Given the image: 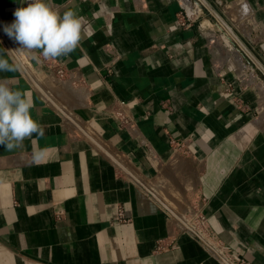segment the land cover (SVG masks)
<instances>
[{
  "label": "crops",
  "instance_id": "1",
  "mask_svg": "<svg viewBox=\"0 0 264 264\" xmlns=\"http://www.w3.org/2000/svg\"><path fill=\"white\" fill-rule=\"evenodd\" d=\"M194 1L51 0L83 18L82 39L45 59L4 31L30 0H0V56L14 69L0 82L31 98L43 129L0 145V264H225L26 72L220 256L264 264V0H203L204 13Z\"/></svg>",
  "mask_w": 264,
  "mask_h": 264
},
{
  "label": "clouds",
  "instance_id": "2",
  "mask_svg": "<svg viewBox=\"0 0 264 264\" xmlns=\"http://www.w3.org/2000/svg\"><path fill=\"white\" fill-rule=\"evenodd\" d=\"M14 16V22L5 25V33L21 49L39 51L45 59L69 55L82 39L83 18L70 10L61 15L51 0H30L27 7L17 8ZM12 70L9 60L0 56V71ZM32 108L33 102L26 93L0 82V145L11 150L33 134L43 135V129L32 118Z\"/></svg>",
  "mask_w": 264,
  "mask_h": 264
},
{
  "label": "water",
  "instance_id": "3",
  "mask_svg": "<svg viewBox=\"0 0 264 264\" xmlns=\"http://www.w3.org/2000/svg\"><path fill=\"white\" fill-rule=\"evenodd\" d=\"M198 1V0H196ZM202 2V4H199V8L202 9L204 5L207 7L206 3L203 0H199ZM212 11V10H211ZM213 15L217 18V20L224 26L225 30L228 31L232 36H234L235 40H237L239 43V39L237 36L232 32L230 27L215 13L213 12ZM222 42L225 44V46L232 48L231 42L227 44L224 39L221 36ZM256 64L261 68V70L264 73V68L261 66V64L254 60ZM26 75L33 85V87L40 93V95L45 99L46 102H48L55 110H57L65 119L69 120L74 127L93 145L95 146L99 151H101L109 160H111L127 177H129L132 181H134L136 184H138L142 189H144L147 194L152 196L185 230L192 233L194 236H196L205 246H207L221 261H223L225 264H229L220 254L217 252L215 248H213L209 243H207L194 229H192L190 226H188L179 216H177L166 204H164L150 189H148L133 173H131L123 164H121L112 154H110L104 147H102L94 138H92L89 134H87L84 129L76 124L69 116L68 114L61 109L57 104H55L49 96L43 91V89L35 82V80L26 72Z\"/></svg>",
  "mask_w": 264,
  "mask_h": 264
},
{
  "label": "rangeland",
  "instance_id": "4",
  "mask_svg": "<svg viewBox=\"0 0 264 264\" xmlns=\"http://www.w3.org/2000/svg\"><path fill=\"white\" fill-rule=\"evenodd\" d=\"M192 1H194V0H192ZM194 2H196V1H194ZM199 4V3H198ZM196 9L197 10H201L203 13L204 12H207V10L205 9V8H202V9H199V7H198V5L196 4ZM209 17L211 18V20H212V22L214 23V25L216 26V27H218L219 29H220V34H219V32H218V35H222V33H224L226 30L225 29H223L222 30V28H220L222 25H220V23L219 22H217L210 14H209ZM223 27V26H222ZM225 30V31H224ZM228 34V32L226 31L225 33H224V35L225 34ZM223 35V36H224ZM228 35H230V34H228ZM230 37V36H229ZM225 39V38H224ZM226 42V41H225ZM231 42V37H230V40L228 41V42H226L227 44H229ZM232 44V47L233 48H237V46H235L233 43H231ZM226 47V49L227 50H230L231 49V54L235 51V49H233V48H230V47H227V46H225ZM18 48V47H17ZM19 49H20V47H19ZM236 52V51H235ZM22 59H24L23 57H21ZM256 72H257V75H258V77L260 78V79H262V81L264 82V73L262 72V71H257L256 70ZM57 79V78H56ZM57 81H59L60 82V80H58L57 79ZM54 90H57V88L56 87H54ZM68 106H70L69 104H68ZM70 112H72V110H69ZM183 215V214H182ZM183 218L186 220L185 222L187 223V224H190V222H191V218L189 217V218H187L186 216H184L183 215ZM199 234L205 239V240H207L208 242H210L211 243V245H212V247L214 248V246L215 245H213V242L211 241V240H209L204 234H203V232H199ZM218 250V249H217ZM220 251V250H219ZM221 253L223 254V252L221 251ZM224 255V254H223Z\"/></svg>",
  "mask_w": 264,
  "mask_h": 264
},
{
  "label": "built area",
  "instance_id": "5",
  "mask_svg": "<svg viewBox=\"0 0 264 264\" xmlns=\"http://www.w3.org/2000/svg\"><path fill=\"white\" fill-rule=\"evenodd\" d=\"M200 2V1H198ZM56 75L58 78H64L65 77V72L62 70V69H58L57 72H56ZM194 219L196 220V224H197V227L198 229H200V227H204V224H205V218L203 216H196L194 217ZM190 227H194L192 224L190 225ZM194 229V228H192ZM222 257L229 263L231 264L227 259L226 257L222 254Z\"/></svg>",
  "mask_w": 264,
  "mask_h": 264
},
{
  "label": "bare ground",
  "instance_id": "6",
  "mask_svg": "<svg viewBox=\"0 0 264 264\" xmlns=\"http://www.w3.org/2000/svg\"><path fill=\"white\" fill-rule=\"evenodd\" d=\"M187 2H188V0H186ZM223 26V25H222ZM223 28H224V26H223ZM228 32V31H227ZM228 34H230L229 32H228ZM224 38H225V41L226 42H228L229 40H230V37H227V36H225L224 35ZM233 56V55H232ZM231 56V57H232ZM230 62V61H229ZM233 62H235V63H237V59H236V56L234 55V57H233ZM238 64V63H237ZM62 93V92H61ZM66 100V99H65ZM67 101V100H66ZM65 108V107H64ZM264 117V116H263ZM170 198V197H169ZM170 200V199H169ZM181 217V216H180ZM186 223V222H185Z\"/></svg>",
  "mask_w": 264,
  "mask_h": 264
}]
</instances>
